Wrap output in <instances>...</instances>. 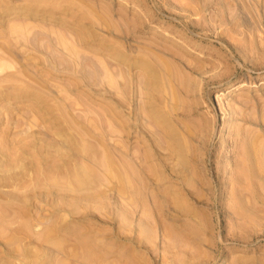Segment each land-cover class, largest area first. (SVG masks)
Masks as SVG:
<instances>
[{"label": "rangeland", "instance_id": "obj_1", "mask_svg": "<svg viewBox=\"0 0 264 264\" xmlns=\"http://www.w3.org/2000/svg\"><path fill=\"white\" fill-rule=\"evenodd\" d=\"M7 1L0 264H264V0Z\"/></svg>", "mask_w": 264, "mask_h": 264}, {"label": "bare ground", "instance_id": "obj_2", "mask_svg": "<svg viewBox=\"0 0 264 264\" xmlns=\"http://www.w3.org/2000/svg\"><path fill=\"white\" fill-rule=\"evenodd\" d=\"M26 1V0H25ZM32 1V0H31ZM30 1V2H31ZM46 1V0H45ZM3 1L2 0H0V21H2L4 18H6L7 16H12V15H16V14H19L20 12H22V10H21V8L20 7H17L16 5H12L13 3H11L10 1H7V3H6V5H4V3H5V0H4V2L2 3ZM36 2V1H35ZM18 3V2H17ZM42 3V2H41ZM32 4V3H31ZM25 11V13H24V18L25 19H28V17H29V15L28 14H30V12L31 11H29V10H27V9H24ZM32 10H34V9H32ZM33 13V12H32ZM24 18L22 19V20H24ZM20 19V20H21ZM14 20H16V19H14ZM19 20V19H18ZM18 20H16V22L18 21ZM21 20V21H22ZM24 21H26V20H24ZM23 21V22H24ZM28 22H29V19L27 20ZM15 22V21H14ZM20 22V21H19ZM13 23V22H12ZM22 23V22H21ZM30 23V22H29ZM11 24V23H10ZM9 23L7 24V25H10ZM15 25H16V23H14ZM31 24V23H30ZM1 26V25H0ZM27 31H29L28 30V26H19V27H12L11 29H10V36H12V38L13 39H20L21 38V40H22V38L26 35V33H27ZM30 32H31V30H30ZM223 33V32H222ZM3 34V33H2ZM7 35H9V34H7ZM6 35V36H7ZM4 37L5 36H2V35H0V39H4ZM29 37V36H28ZM9 38V37H8ZM8 38L6 39V37H5V39L4 40H8ZM12 39V40H13ZM29 39V38H28ZM20 40V41H21ZM24 40H25V38H24ZM11 41V40H10ZM23 41V40H22ZM2 42H4V41H2ZM13 42H14V40H13ZM1 44V43H0ZM4 44H7L6 42H4ZM8 57H7V54H6V51H3L2 49H0V63L2 64L3 62H7L8 60ZM11 62H12V60H10ZM4 64V63H3ZM5 64H7V63H5ZM14 65V64H13ZM3 67H4V65H2ZM2 66H1V68L0 69H2ZM11 66V65H10ZM5 67H9L8 66V64L5 66ZM5 69V68H4ZM4 69H2V72L4 71ZM9 69V68H8ZM16 72V71H15ZM14 72V73H15ZM0 73H1V71H0ZM10 73H12V75H14L13 74V71L12 72H10ZM159 73V72H158ZM6 74V73H5ZM16 74V73H15ZM8 75V74H7ZM10 75V74H9ZM17 75V74H16ZM16 75H14V76H16ZM146 75V74H145ZM13 76V77H14ZM152 77H156V76H154V74H152L151 75ZM161 76V75H160ZM11 77L12 76H7V77H5L4 78V82H1V83H5V85H10V87H11ZM16 77H14V80L16 81V82H18L19 81V79L18 78H20V79H22L21 77H19V75L17 76V80L15 79ZM11 79V80H10ZM24 79V78H23ZM0 80H1V78H0ZM6 80H10L11 82L9 83V81H8V84L6 83L7 81ZM14 80H13V82H14ZM143 80V79H142ZM28 82V81H27ZM0 83V84H1ZM18 84V83H17ZM4 85V86H5ZM12 85H16V84H12ZM16 86H18V85H16ZM23 86V85H22ZM30 86H32L31 84H30ZM13 87V86H12ZM19 87H21V85H19ZM0 88H2V84H1V87ZM6 88H7V86H6ZM9 88V87H8ZM7 88V89H8ZM18 88V87H17ZM11 89V88H10ZM21 89V88H20ZM11 90H14V87L11 89ZM23 90V89H22ZM2 91V90H1ZM19 91V90H18ZM24 91V90H23ZM233 90H229V93H231ZM3 92V91H2ZM12 91H10V93H11ZM13 92H16V91H13ZM12 92V93H13ZM22 93V92H21ZM152 93V92H151ZM16 94H17V92H16ZM25 94V93H24ZM23 94V95H24ZM1 95H3V94H1ZM0 95V96H1ZM6 95H7V93H6ZM8 96H10L11 97V95H7V97ZM31 96V95H30ZM1 97H3V96H1ZM6 97V98H7ZM19 97V96H18ZM24 97H27V96H23V98ZM9 98V97H8ZM7 98V99H8ZM23 98H22V100H23ZM1 99V98H0ZM3 99V98H2ZM11 99H13V98H11ZM15 99V98H14ZM21 99V98H20ZM29 99V98H28ZM22 100H20L21 102H22ZM30 100V99H29ZM29 100H27L28 102H29ZM10 101V100H9ZM16 101V100H15ZM23 103L25 104L26 102L23 100ZM26 104H28V103H26ZM4 106V105H3ZM144 107V106H143ZM1 110V109H0ZM3 110V109H2ZM8 110H9V108H8ZM29 110V109H28ZM1 112V111H0ZM5 114H6V111H5ZM12 115V114H11ZM6 116V115H5ZM6 122V121H5ZM16 124V123H15ZM14 124V125H15ZM129 125V124H128ZM161 127V126H160ZM7 128H8V126H7ZM9 129V128H8ZM11 130V129H10ZM7 131V130H6ZM245 133V132H244ZM255 133V132H254ZM256 134V136H257V134H259L260 135V133H255ZM207 136V135H206ZM259 137V136H258ZM1 138V137H0ZM250 138H251V136H250ZM253 138V137H252ZM243 140V139H242ZM6 141V140H5ZM1 143H2V141H1ZM5 143V142H4ZM26 143V142H25ZM25 145V144H24ZM27 147V146H26ZM0 149H1V147H0ZM260 149L258 148H256V147H247V146H245V149L243 150V151H241V148L238 150V151H241L242 153H241V155H240V157L238 156L237 158H236V166H245L246 164L248 165V167L250 168L251 167V169L253 170V172H254V169L258 166V164H260V166H261V164L262 163H256V161L254 160V155L256 156V154H258ZM8 151V150H7ZM11 151V150H10ZM237 151V152H238ZM13 153V152H12ZM16 153V152H15ZM19 153H21V151H19ZM32 153V152H31ZM88 153V152H87ZM260 153H262V152H260ZM260 153L258 154V155H260ZM19 155V154H18ZM22 155V154H21ZM45 155V154H44ZM1 156V155H0ZM13 156H15L14 154H13ZM13 156H12V154H11V157L13 158ZM34 156H37V154H34ZM92 156V155H91ZM18 157V156H17ZM26 157V156H25ZM31 157H33V156H31ZM29 158V157H28ZM37 158V157H36ZM39 158V157H38ZM91 158V157H90ZM40 159V158H39ZM39 159H37V160H39ZM257 159H258V156H257ZM14 160V159H13ZM35 162H37V165H38V162L39 161H36V159H33ZM91 160V159H90ZM253 160L255 161V165H254V162H253ZM262 160V159H261ZM26 161V160H25ZM190 161V160H189ZM21 162V161H20ZM66 162V161H65ZM194 162V161H193ZM192 163V162H191ZM18 164V163H17ZM66 164V163H65ZM64 164V165H65ZM19 165V164H18ZM53 165H54V163H53ZM204 165V164H203ZM46 166V165H45ZM128 166V165H127ZM239 166V167H240ZM256 166V167H255ZM33 167V166H32ZM38 167V166H37ZM47 167V166H46ZM62 167V166H61ZM91 168H92V166H90ZM89 167V168H90ZM241 167L238 169V171H239V173L241 172ZM247 166H245V167H243V168H246ZM247 167V168H248ZM255 167V168H254ZM39 168V167H38ZM82 168V167H81ZM129 168V167H128ZM33 169H35V168H33ZM43 169V168H42ZM55 169V168H54ZM53 169V170H54ZM37 170V169H36ZM35 170V171H36ZM39 170V169H38ZM48 170V169H47ZM78 171L80 170L79 168L77 169ZM76 170V172H78ZM82 170V169H81ZM80 170V171H81ZM84 170V169H83ZM90 170H92V169H90ZM255 170H257V168L255 169ZM258 170H262V169H259L258 168ZM264 170V169H263ZM191 171H192V169H191ZM190 171V172H191ZM245 171V170H244ZM244 171L242 172V174L244 173ZM28 172V171H27ZM27 172H25L26 174H27ZM54 172V171H53ZM53 172H51V173H53ZM55 172H57V170H55ZM92 172H93V170H92ZM176 172V171H175ZM187 172V171H186ZM252 172V173H253ZM24 173V174H25ZM46 173H48V172H45V174ZM50 173V169H49V173L48 174H51ZM58 173V172H57ZM72 173H73V171H72ZM72 173H70V174H72ZM79 173V172H78ZM82 173V172H81ZM84 173H86L85 171H84ZM194 173H195V171H194ZM35 174H38V173H35ZM255 174V173H254ZM51 175H54V174H51ZM57 175H59V174H57ZM75 174L73 173V175H71V177H73ZM77 175V174H76ZM129 175V174H128ZM197 175V174H196ZM244 175H245V173H244ZM36 176V175H35ZM38 176V175H37ZM79 176H81V174L79 175ZM83 176V175H82ZM195 176V175H194ZM241 176V175H240ZM248 176V175H247ZM75 177V176H74ZM175 177V176H174ZM197 177V176H196ZM40 178V177H39ZM45 178V177H44ZM62 178V177H61ZM69 178V177H68ZM83 178V177H82ZM246 178V177H245ZM41 179H42V177H41ZM40 179V180H41ZM48 179V178H47ZM71 179V178H70ZM76 179V178H75ZM74 179V180H75ZM241 179V178H240ZM242 179H244V178H242ZM46 180V179H45ZM49 180H51V179H49ZM61 180V179H60ZM127 180V179H126ZM244 180H246V179H244ZM48 181V180H47ZM62 181V180H61ZM243 181V180H242ZM40 182V181H39ZM41 182H43V179H42V181ZM52 182V181H51ZM71 182V181H70ZM72 183H73V181H72ZM73 184H75V181H74V183ZM184 184V183H183ZM246 184V183H245ZM244 184V185H245ZM259 184V183H258ZM257 184V185H258ZM37 185H41V184H37ZM125 185V184H124ZM188 186V185H187ZM232 187V186H231ZM73 188H75V187H73ZM194 188V187H193ZM247 188V187H246ZM249 188H250V186L248 187V190H249ZM77 189H78V187H77ZM248 190H247V192H248ZM246 192V191H245ZM249 193V192H248ZM246 194V193H245ZM248 197H249V195H247ZM250 196H252V195H250ZM185 199V198H184ZM183 199V200H184ZM185 202V201H184ZM195 202V201H194ZM238 205V204H237ZM3 211V210H2ZM1 210H0V223H2V222H4V217H3V215L2 214H4L3 212H2ZM6 215V214H5ZM7 217V216H6ZM4 219V220H3ZM4 226V225H3ZM6 227V226H5ZM12 237V236H11ZM8 238H10V237H8ZM83 239V238H82ZM8 242H9V240H8ZM59 242V241H58ZM60 243V242H59ZM82 244V243H81ZM60 245V244H59ZM86 247V246H85ZM94 251V250H93ZM97 253V252H96ZM101 254V253H100ZM94 255H95V253H94ZM94 255L92 254V255H89V256H86L85 258H87L86 260L87 261H90V262H92V263H98L99 261H96V260H98V259H95V258H93L94 257ZM99 256V255H98ZM95 257H97L96 255H95ZM106 257V256H105ZM99 258V257H98ZM95 259V260H94Z\"/></svg>", "mask_w": 264, "mask_h": 264}]
</instances>
